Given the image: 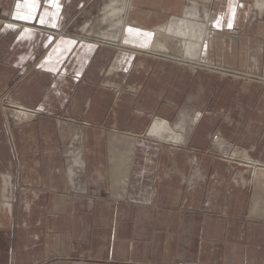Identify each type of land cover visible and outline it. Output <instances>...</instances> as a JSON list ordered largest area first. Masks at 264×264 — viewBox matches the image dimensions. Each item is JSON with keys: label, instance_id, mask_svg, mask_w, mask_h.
I'll list each match as a JSON object with an SVG mask.
<instances>
[{"label": "crops", "instance_id": "0c3cea01", "mask_svg": "<svg viewBox=\"0 0 264 264\" xmlns=\"http://www.w3.org/2000/svg\"><path fill=\"white\" fill-rule=\"evenodd\" d=\"M87 1L0 0V264H264V81L193 64L264 80V10H209L190 59L179 0L114 38Z\"/></svg>", "mask_w": 264, "mask_h": 264}, {"label": "bare ground", "instance_id": "6f19581e", "mask_svg": "<svg viewBox=\"0 0 264 264\" xmlns=\"http://www.w3.org/2000/svg\"><path fill=\"white\" fill-rule=\"evenodd\" d=\"M207 1L210 0H203V3H199L198 0H189V5H187L186 7L184 6L185 8H183L185 9V16L182 14V18H174L168 28V31L171 33L168 34L172 37L179 38L180 43H183V49L185 51L184 53L190 59H195L197 55L201 52L203 43L208 42L210 39L211 32L208 24L209 22L212 23L215 17H213V15L209 13V8L205 6L207 4ZM130 3V0H108L103 4L102 10L99 11L102 13V15L98 17L96 25L107 24L108 29L106 28V30L103 32L108 33V36L114 38L116 35V27H119L123 22V16L124 20H126L127 18L128 12L126 13V11H128V9L130 8ZM254 6L257 11L262 12L264 10V0H255ZM159 29L160 31L165 30V25H161ZM160 37L161 36L157 37L155 40V45H157L158 47L164 45V40ZM15 115L17 116L16 113ZM19 115L17 117L18 119ZM21 119L24 118L21 117ZM223 144L225 145V143H221L220 149L223 148ZM233 151L235 152L236 150L233 149Z\"/></svg>", "mask_w": 264, "mask_h": 264}, {"label": "rangeland", "instance_id": "374dc122", "mask_svg": "<svg viewBox=\"0 0 264 264\" xmlns=\"http://www.w3.org/2000/svg\"><path fill=\"white\" fill-rule=\"evenodd\" d=\"M131 1V0H130ZM232 2L233 1V3L235 4V5H237V6H240V4L242 3H246V1H250V0H210V1H207L206 3V5L205 6H207L208 8H209V10L210 11H212V12H214V11H216V10H218V9H221V10H223L224 8H226L227 6H228V3L229 2ZM104 0H88L87 2H86V4L88 5V4H91V6H93L94 7V10H93V16L90 18V22H92V24L93 23H97V16L96 15H98L99 13H101V12H99V11H101L102 10V8H103V4H104ZM107 2V1H106ZM198 2L199 3H203V0L201 1V0H198ZM251 2L254 4V2H255V0H251ZM179 7L181 8V7H184V6H187V5H189V0H179ZM145 4V5H144ZM144 6H146V7H148V4H146V1H144ZM254 8H255V6H254ZM99 9V10H98ZM214 9V10H213ZM181 11H182V9H179L178 11H176V12H178L179 13V15L181 14ZM176 12H175V14H176ZM218 12V11H217ZM126 13H127V11H126ZM215 13V12H214ZM259 17V16H258ZM256 18V17H253V18H256V20L257 19H259V18ZM96 20V21H95ZM83 22V20H80V21H78L79 23L80 22ZM215 21H217V19H215ZM209 25V29H210V32L212 31L213 32V28H212V25L209 23L208 24ZM215 25V24H214ZM212 32H211V34H212ZM230 32V33H229ZM237 32L238 31H236V33L235 32H233L232 30H230V31H228V30H226V31H221V33L222 34H228L227 36H229V34L231 35V36H238V34H237ZM236 34V35H235ZM98 35V34H97ZM123 49H125V50H131L132 52L133 51H135V49L134 48H130V49H128V48H123ZM138 51V50H137ZM131 52V53H132ZM135 53H137L136 51H135ZM196 67H198V68H200V69H204V70H206V71H210V72H212V73H215V74H217V75H219V76H221V77H229V78H231V79H234V80H236L237 82H239V81H249V80H254V81H264L263 79H260L261 77H260V75L259 74H257L256 73V71L254 70H250V69H248V68H246V67H243V65H241V67H233V66H230V65H224V64H216V63H213L212 61H197L196 62V64L195 63H193ZM209 66V67H208ZM246 68V69H245ZM235 69H237V71L235 70ZM13 111H14V109L12 110V111H10L9 112V115L11 116V114L13 113ZM13 117H14V115H13ZM26 119V118H25ZM224 143H225V145H230V149L233 151V149H234V144L233 143H229V142H226V141H224ZM227 143V144H226ZM224 144H223V147L225 146ZM219 152L221 153L222 152V148L220 149L219 148ZM186 263H188V262H186ZM186 263H184V264H186Z\"/></svg>", "mask_w": 264, "mask_h": 264}, {"label": "built area", "instance_id": "2783aa9c", "mask_svg": "<svg viewBox=\"0 0 264 264\" xmlns=\"http://www.w3.org/2000/svg\"><path fill=\"white\" fill-rule=\"evenodd\" d=\"M209 67V66H208ZM232 150L230 149V145H225L223 148H222V156H229L231 154ZM186 264H191V263H186Z\"/></svg>", "mask_w": 264, "mask_h": 264}, {"label": "snow or ice", "instance_id": "6c2138e0", "mask_svg": "<svg viewBox=\"0 0 264 264\" xmlns=\"http://www.w3.org/2000/svg\"><path fill=\"white\" fill-rule=\"evenodd\" d=\"M25 18H27V17H25ZM229 26H230V24H229Z\"/></svg>", "mask_w": 264, "mask_h": 264}]
</instances>
